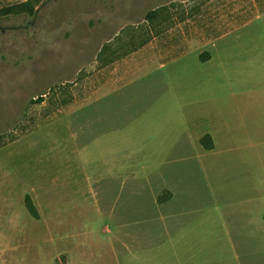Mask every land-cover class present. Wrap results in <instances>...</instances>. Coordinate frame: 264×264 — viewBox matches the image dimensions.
<instances>
[{
    "label": "rangeland",
    "instance_id": "rangeland-1",
    "mask_svg": "<svg viewBox=\"0 0 264 264\" xmlns=\"http://www.w3.org/2000/svg\"><path fill=\"white\" fill-rule=\"evenodd\" d=\"M29 1L33 15L0 18V264H114L100 244L110 219L151 216L165 186L189 218L264 204V69L243 74L261 51L249 45L264 43V0H0V10ZM210 38L211 66L195 48L99 101L89 87L114 46ZM231 131L235 153L199 159V139L217 134L229 152ZM114 167L146 171L119 203L120 182L102 177Z\"/></svg>",
    "mask_w": 264,
    "mask_h": 264
},
{
    "label": "crops",
    "instance_id": "crops-1",
    "mask_svg": "<svg viewBox=\"0 0 264 264\" xmlns=\"http://www.w3.org/2000/svg\"><path fill=\"white\" fill-rule=\"evenodd\" d=\"M202 35L205 39L206 34ZM212 41L211 38L208 43L185 40L174 45L170 41L151 40L134 45L131 43L126 50H123L126 47L112 46L114 56L103 55L97 58L92 67V69L96 67L97 69L93 72L89 69V87L91 91H94L93 94L97 95V101H99L103 91L109 92L108 96L106 95L109 97L127 83H131L130 81L142 78L143 74H146L145 71L148 69L151 71L154 64L159 62V68L165 69L167 63L175 60L172 57L174 53L180 52L181 56H184L195 48L196 50L193 51L199 55L200 66H211L217 56L212 50L207 52L208 48L216 47L212 46ZM107 44L111 46L112 42L109 41ZM249 46L261 49V51L258 60L243 62L245 69L243 74L260 66L264 69V43ZM202 57L205 59L203 60ZM93 101L92 99L91 103H94ZM227 133L226 145L229 152H226V149L222 151L218 144L220 142L217 134L210 133L204 135V137L208 135L211 138L212 148L210 150H205L202 146L201 141L204 137L199 139V144H196L201 149L198 151L199 159L207 157L216 161L224 154L235 153L229 150L230 144H242V142L240 139L234 140L232 131ZM82 147L83 144H80L77 149L80 163L86 156ZM128 156L124 154L123 157L128 159ZM144 170L142 168L140 171L136 167H114L113 171L102 175L103 180L112 179L120 182L116 203H119L131 183L140 182V177L146 176ZM149 179L150 175L146 183L151 182ZM90 185L89 187L97 192L98 184L92 182ZM165 187L153 195L150 202L151 209H153L151 216L110 219L113 227L112 230L106 229L104 232L107 240L104 243L102 239L99 240L101 246L105 245L104 254L109 255L114 264H264V204L253 201L227 202L223 206L229 209L225 213L226 217L219 213L222 206L216 205L214 208L219 213V217L189 218L179 216L172 211L173 206L178 204L176 203L177 195L173 188ZM99 202L98 207L100 208L101 201ZM146 224H150V227L144 228L143 225ZM250 231L253 236H250ZM250 237L255 240L252 245H249V240H247ZM82 264H93L90 256L88 259L84 256Z\"/></svg>",
    "mask_w": 264,
    "mask_h": 264
},
{
    "label": "trees",
    "instance_id": "trees-1",
    "mask_svg": "<svg viewBox=\"0 0 264 264\" xmlns=\"http://www.w3.org/2000/svg\"><path fill=\"white\" fill-rule=\"evenodd\" d=\"M34 8L35 6L33 5L32 1H29L27 3H25L24 5H19V6H12L9 8H5V9H1L0 10V18H5L11 15H15V14H21V13H29L30 15L34 14ZM202 145L210 150L212 148V141L210 136H205L202 141H201ZM27 207L29 209V212L33 215V217H36V210L34 205L32 204V201L29 199V201L27 202Z\"/></svg>",
    "mask_w": 264,
    "mask_h": 264
}]
</instances>
